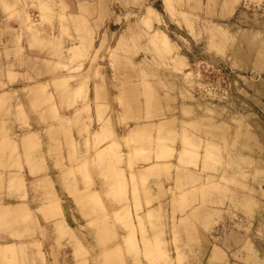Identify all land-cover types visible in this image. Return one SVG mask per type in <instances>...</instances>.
<instances>
[{"label": "rangeland", "instance_id": "rangeland-1", "mask_svg": "<svg viewBox=\"0 0 264 264\" xmlns=\"http://www.w3.org/2000/svg\"><path fill=\"white\" fill-rule=\"evenodd\" d=\"M227 1L0 0V244H13L0 247V264H264V0H237L233 13ZM25 40L45 74L14 73ZM11 55L15 65L2 66ZM102 73L140 86L145 115L136 122L159 123L155 152L129 161H175L174 186L162 193L169 203L154 217L136 202L146 185L132 166L134 203L124 202L126 155L117 145L99 151L83 84ZM73 114L88 137L78 141L81 158ZM32 120L44 131L31 134ZM170 125L175 137L163 139ZM58 144L73 151L68 167L35 165L36 153L56 155ZM49 202L60 212L45 219Z\"/></svg>", "mask_w": 264, "mask_h": 264}, {"label": "crops", "instance_id": "crops-1", "mask_svg": "<svg viewBox=\"0 0 264 264\" xmlns=\"http://www.w3.org/2000/svg\"><path fill=\"white\" fill-rule=\"evenodd\" d=\"M236 1L237 0L235 1L228 0L224 5V9L229 13H233ZM247 34L248 33H244V37L250 38V36H248ZM30 42L31 41H29V43ZM29 43L26 40L24 41V45L26 48V52L24 56V67L18 66L16 68V71H14V73L16 74L18 73L20 75H25V76L34 78V76H40L41 74H45L47 71L45 69L43 70V61L45 59L41 56L39 52L30 51L28 48ZM10 50H13V49L11 48ZM56 62L57 61H55V63ZM1 64L2 66L12 65V64L15 65V57L11 55V57L8 60H6V58L3 57L1 59ZM41 64H42V68H36V66H39ZM104 73H106V69H104ZM95 79L96 78H92L85 85L83 84L84 96L85 98L88 99V101L86 102V104L87 103L88 104L87 105L78 104L79 102L76 101V91L80 89V87L78 88V86L73 88V91H72L73 92L72 93L73 102L72 103L75 105L76 108H79V110L82 109V107L84 108L85 105L91 108L89 117L92 118L94 121V124H92L91 127L92 129H94V131H95V127L98 128V130L96 131L98 133V135L96 136L98 137V140L104 139L103 144L101 143L100 145L99 151H101V149H107L106 147L108 146L109 148L112 146L111 148L114 149L117 145L119 147L118 152L126 155L125 164L120 167L121 171L123 172L124 178L126 180L127 186H128V192H127L128 197L126 200H124V202L128 201V203H131V204L134 203V200L131 195L132 191H131L130 176L132 175V173L133 174L138 173L139 175L137 176L136 184L139 185L141 183H145L146 186L143 188L142 193L138 194V196L136 197L137 198L136 202L142 208L143 210L142 214L145 217L147 216L145 212L148 209H154V212L152 215V217H154L155 215H158V213L160 212L159 210H160L161 204L163 205V208H164V205L166 208V204L169 203L170 195L166 197L165 199H162V193L164 191L167 192L171 187L174 186V181L176 179V172H175V169H172V170L170 169V165H174L175 161L166 160V159L156 160L154 157L149 161H144L145 159H142V158L138 160H134V161H129L130 160L129 157H133L134 153H137V152L143 156H145L146 153L149 154V153L155 152L156 150L155 144H156V141L160 139L161 133H159L157 130H153L152 126H154V128L155 127L158 128L159 123L152 122V121L136 122L137 120H140V117L142 119V117H144L145 115L143 106L142 107L137 106V104L139 103L144 104V100L140 99L141 97L140 93L143 90L140 88V86L133 85V84H125V83L114 84L111 80L112 78L107 76V74L105 75L103 73H102V77L96 80ZM13 87L14 86L9 84L8 91L15 89ZM171 91L172 90L168 88V92L171 93ZM165 92L166 91L164 89H161L159 93L161 96H163ZM170 97H173V96H170ZM122 99L123 101H126L128 104L124 108H121L119 104L120 100L122 101ZM76 102L78 103L76 104ZM96 102H97V106L101 108V110L99 109L97 112L95 109ZM90 103L92 104L89 106ZM161 106L164 109L166 108L165 104H161ZM109 107L111 108L113 107L112 110H114V113H115L113 118L110 119V122H108V118L110 116ZM169 107L171 106L169 105ZM67 116L68 115H64V117H67ZM74 116L75 114H73L72 118H75ZM83 119H87V118L85 117ZM80 122H81L80 118H77V117L74 120H72L74 129L71 134V139L73 140L74 146L76 145V147H74V149L76 150L74 151L73 156L81 158L82 156H84V152L81 153V151H79L78 148H80L79 145H81V142L79 143L78 141H82V140L84 141L88 137L81 136L79 133V130L75 127L77 125L80 126ZM37 123H40V122L36 120H32L31 124H32L33 130H31L32 131L30 132L31 134L35 132L34 131L35 129H36V132L44 131V128L43 127L39 128ZM46 123H49V122L47 121ZM102 124H106V125L109 124V125L105 127H101ZM100 127L101 129H103L102 132L100 130ZM145 128L152 129V130H146ZM61 129H62L61 124L58 122L57 133L59 134L62 133ZM175 132H176V128L170 125L168 127V133L167 132L164 133L162 135V138L166 139L168 137V140H170L171 136L172 138L175 137L174 135ZM59 136L60 135H58V139H60ZM28 143L29 141L28 142L26 141L25 144L27 145ZM166 146L172 151L177 150V148L179 147L178 145H175L172 147L169 143ZM60 148L61 147L58 144L56 155L52 151L48 150L49 148L41 149L40 152L34 155V159L37 161L35 165L39 166L42 170H49L50 168H52L54 171H60V169L62 170L64 167H68L67 160L68 161L70 160V156L71 158L73 157L72 156L73 151H71V153L69 151L68 153L67 150H64V149L60 151ZM49 152L53 153L56 157L54 158L53 155L48 156ZM152 164H159L158 165L159 167L155 168L154 169L155 171L153 170L154 172H152L151 169L146 170V168H149ZM56 165L58 166V168L55 167ZM129 166L134 167V170L132 173L129 169ZM141 172H145L146 175L142 176ZM112 182H110L109 180L106 182L107 185L105 186L102 185L105 188L103 193H107V188H110L109 184ZM97 188H100V186L98 185ZM95 192L98 193L99 190L97 189ZM31 196L32 194H30V197ZM42 196L43 195H41V198H43ZM67 196L74 204L76 203L74 201L75 199L73 196L68 195V194ZM146 203H150V206L147 208H146ZM43 208H41V211H42L41 217L45 219L53 218L54 217L53 211L60 212V209L56 208L53 205V203H50L49 205H46ZM62 208L64 212V219L67 225L73 230L74 228H72L67 221L64 207L62 206ZM170 212L171 211L169 210V219H170ZM132 215H134V211L132 212ZM58 228L60 229V231H62V227L59 226ZM150 235H152L151 232H150ZM12 245H13L12 243L0 244V247L3 246L4 248H8L6 250H9L12 247ZM3 252H4L3 250H0V254H2Z\"/></svg>", "mask_w": 264, "mask_h": 264}, {"label": "bare ground", "instance_id": "bare-ground-1", "mask_svg": "<svg viewBox=\"0 0 264 264\" xmlns=\"http://www.w3.org/2000/svg\"><path fill=\"white\" fill-rule=\"evenodd\" d=\"M150 7L148 8V14L145 16L147 19L148 18H150V16H151V14H154V13H152V12H150ZM164 39L167 41V42H169V40L166 38V37H164ZM166 45V44H165ZM111 254V253H110Z\"/></svg>", "mask_w": 264, "mask_h": 264}]
</instances>
